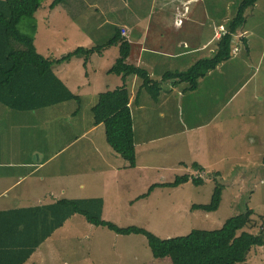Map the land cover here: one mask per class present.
I'll list each match as a JSON object with an SVG mask.
<instances>
[{"label":"crops","instance_id":"0c3cea01","mask_svg":"<svg viewBox=\"0 0 264 264\" xmlns=\"http://www.w3.org/2000/svg\"><path fill=\"white\" fill-rule=\"evenodd\" d=\"M68 1L73 3L77 15L59 6L50 8L49 17L58 14L66 20L64 24L69 21L67 25L79 30V41L41 54L36 40L37 52L51 60L62 59L78 49L98 52L88 60L73 58L53 67L57 78L80 102L70 100L33 113H17L0 103V211L46 206L61 200L102 199L104 218L107 205H160L163 192L192 184L165 187L177 177L189 176V172L192 177L205 176L207 169L226 162L227 122L238 119L239 109L248 110L253 103L239 102V97L258 94L250 81L263 80L262 26L252 29L249 19L258 6L247 12L246 25L236 36V41H249L250 59L240 56L237 42L235 55H239L200 79L196 91H186L187 85L162 83L158 103H151L146 96L137 98L141 86L138 78L128 79L125 84L122 77L110 73L120 55L118 47L99 52L114 29H121L131 45L127 63L144 68L153 80L161 82L166 73L185 71L198 61L213 58L218 40L235 16L236 11L234 15L230 13L235 0L217 4L213 0H171L163 1L165 4L159 8L157 0ZM196 20L199 26L194 30ZM94 58L106 63L100 77L88 67ZM125 85L130 92L134 121L135 168L109 144L101 154L100 137L105 128L95 125L92 113L100 95ZM262 86L264 89V83ZM232 105L234 108L228 109ZM230 112H234L233 116L225 119ZM216 122H220L218 129ZM86 162L92 163L91 168ZM194 164L203 171H196ZM165 176L173 180L168 182ZM211 214L205 213L203 218L216 221Z\"/></svg>","mask_w":264,"mask_h":264},{"label":"trees","instance_id":"16d2710c","mask_svg":"<svg viewBox=\"0 0 264 264\" xmlns=\"http://www.w3.org/2000/svg\"><path fill=\"white\" fill-rule=\"evenodd\" d=\"M43 1L0 0V103L17 113H33L70 100L80 102L57 78L53 67L73 58L86 57L88 60L89 56L98 52V49H78L59 60L40 55L35 47L38 25L34 17ZM258 2L259 0H235V16L227 24V32L218 40L213 58L198 61L185 71L166 73L161 82L153 80L144 68L127 63L131 45L123 38L119 28L114 29L112 37L99 48V52L111 47L119 48V58L110 73L122 77L125 84L128 79L138 78L141 81L138 99L146 96L151 103H158L162 83L166 82L174 86L187 85L185 90L193 92L197 90L200 79L236 56L237 42L240 44V56L250 59L249 41L246 38L236 41V36L246 25L247 12L256 7ZM59 6L76 14L73 3L68 0H54L51 9ZM23 22H26L24 32L20 29ZM92 113L95 125L104 126L110 147L131 168H135L134 121L130 92L126 85L114 92L100 95ZM193 168L203 171L196 164ZM190 182L196 187L205 184L201 176H184L177 177L174 183L165 187L178 188ZM214 182L211 203L193 206V211L215 213L219 210L224 186L218 180ZM103 214L102 199L61 200L46 206L0 211V264H27L47 240L76 216L84 218L95 228L107 229L118 236L143 235L148 239L153 258L169 259L172 264H248V256L251 257L252 252L264 248V212L258 213L256 210L247 209L245 213L229 219L221 230L193 231L186 237L167 240L141 228H120L105 221ZM261 223L258 232H251Z\"/></svg>","mask_w":264,"mask_h":264},{"label":"rangeland","instance_id":"374dc122","mask_svg":"<svg viewBox=\"0 0 264 264\" xmlns=\"http://www.w3.org/2000/svg\"><path fill=\"white\" fill-rule=\"evenodd\" d=\"M163 1L171 0H157V8L165 4ZM213 1L217 4L221 0ZM52 3L50 0H44L41 9L34 17L38 25L36 40L41 54L49 49L53 51L57 46L71 47L80 38L77 33L79 30L67 25L69 21L64 24L66 20L59 18L58 14L49 17ZM232 3L235 4V1ZM199 4L203 3L199 2ZM257 6L249 14L250 27L261 29L262 26L264 36V0H261ZM234 11L236 10L232 6L230 13L234 15ZM196 21L194 30H197L199 26V21ZM25 24L26 22H23L20 25L23 32ZM106 40L107 38L103 39L102 43ZM105 64L94 58L91 59L88 67L91 73L97 72L100 77V70L105 67ZM262 78L263 80L259 78V81L256 79L250 81L251 86L256 87L257 95L245 99L239 97V102L243 100L247 104L248 102L253 103L248 110L239 109L238 119L227 122L226 140L229 139L228 148L226 147L227 161L217 163L212 167L213 169L206 170L205 176H201L205 180L203 186L196 187L193 184H187L180 190L165 191L162 199L160 197V205H107V212L103 219L120 228H141L162 240H167L186 237L193 231L221 230L229 219L245 213L247 209L263 213L264 89H262V84L264 73ZM87 106L88 104L85 105ZM234 106L228 109H233ZM233 114L234 112L228 113L225 119ZM221 122L223 123V120ZM219 125L220 122L215 123L217 129ZM100 141L101 154H104L108 145L104 130H102ZM86 166L91 168L92 163L86 162ZM185 174V172L181 173L182 176ZM187 175L193 176L191 172ZM166 178L168 182L173 180L171 177ZM215 180L224 186V191L219 210L211 214L216 217V221H212L203 218L205 213L202 211H193L192 208L196 205L211 203ZM261 225L262 223L251 232H258ZM135 236L132 235L131 238L118 236L107 229L95 228L84 218L77 216L70 223L68 222L64 229L58 231L49 242L47 241L48 244L43 246V250L30 261V264H172L169 259L155 260L148 246V239L143 235ZM248 260V264H264V248L252 252Z\"/></svg>","mask_w":264,"mask_h":264}]
</instances>
